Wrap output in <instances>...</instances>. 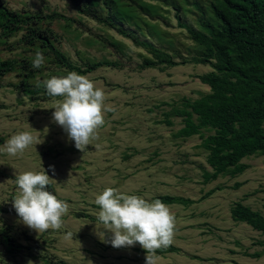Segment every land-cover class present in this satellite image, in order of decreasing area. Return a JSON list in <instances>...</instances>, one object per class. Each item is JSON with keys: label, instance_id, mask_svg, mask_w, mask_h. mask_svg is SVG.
<instances>
[{"label": "rangeland", "instance_id": "374dc122", "mask_svg": "<svg viewBox=\"0 0 264 264\" xmlns=\"http://www.w3.org/2000/svg\"><path fill=\"white\" fill-rule=\"evenodd\" d=\"M123 1L140 15L139 24L132 20L119 24L140 39L169 52L178 62L201 51L176 17L180 23L196 27L199 17L207 16L211 0H142L157 10L154 13L144 11L132 0ZM4 2L19 12L57 11L68 18L39 24L72 63L82 66L106 59L115 65L81 74L105 93L104 124L97 129L98 139L91 140L84 151L53 122L52 108L59 98L49 97L42 85L44 79L72 71L44 60L41 68H34L32 78L25 79L17 72L0 78V148L18 131H29L36 138L22 154L0 152V237L8 232L15 242L32 247L8 254L0 242V264H145L146 251L139 243L115 248L101 242L94 231L100 210L95 196L107 187L149 201L162 195L195 201L166 204L175 216L174 236L170 246L156 253L157 264H264V233L234 221L230 215L232 204L240 201L264 216V158L259 154L245 156L241 159L246 165L242 172L220 173L205 182L202 173L212 168L206 162L208 151L201 147V136L212 130L202 128L200 134L174 136L183 126V116L174 110L184 108L183 99L193 101L209 92L198 75L211 71V67L188 61L171 67L142 68L139 64L150 56L144 48L79 14L70 0ZM97 2L104 12L101 0ZM194 2L202 10H197ZM21 35L18 32L0 38V58L34 59L35 52L16 43ZM34 87L41 88L37 93L25 91ZM30 170L47 171L54 195L69 205L59 230L39 234L22 223L13 207L15 174ZM235 182L242 184L235 187ZM211 189L214 191L209 196L199 200ZM101 228L98 224V230ZM106 235L110 240L112 234ZM244 252H258L259 256Z\"/></svg>", "mask_w": 264, "mask_h": 264}, {"label": "trees", "instance_id": "16d2710c", "mask_svg": "<svg viewBox=\"0 0 264 264\" xmlns=\"http://www.w3.org/2000/svg\"><path fill=\"white\" fill-rule=\"evenodd\" d=\"M70 1L79 14L114 29L130 39L134 45L144 48L150 56L139 64L142 68L171 67L188 61L206 63L211 67V71L198 75L200 81L208 85L209 92L193 101L183 99L184 108L174 110L175 114L183 116V126L174 136L189 137L200 134L202 128L212 130V133L201 136V147L208 151L206 162L212 168L211 172L203 171L205 182L215 179L220 173L234 175L242 172L246 165L241 159L245 156L259 154L264 158V0H211L207 16L199 17L196 27L180 23L176 17L178 24L185 27L190 38L201 50L180 62L175 61L169 52L154 46L152 42L140 39L134 32L119 24L124 20L136 23L140 18L133 11V7L123 0H101L104 12L98 8L97 0ZM132 1L144 11H157L142 0ZM193 5L197 10H202L196 2ZM177 12L178 8L175 7L174 14ZM55 19L69 21L57 11L19 12L8 8L4 0H0V38L6 39L22 32L16 42L20 47L33 51L34 54L37 51L42 52L47 62L78 74H86L102 65H115L114 61L106 59L88 61L82 66L72 63L64 52L54 46L47 31L39 24L41 21ZM32 61V57H23L20 60L0 58V78L8 72H17L25 79L32 78L35 72ZM40 88L34 87L25 91L37 93ZM241 184L235 182L234 186L239 187ZM47 190L53 193L51 184ZM213 191L214 189L209 190L199 200ZM154 199H160L165 204L188 205L195 202L173 195L156 196ZM76 215L93 218L85 213ZM230 215L234 221L244 222L254 230L264 233V216L240 201L232 204ZM23 237L30 240L27 235ZM0 239L8 254L32 248L30 245L15 242L8 232L1 233ZM164 250L159 249L157 252ZM244 253L259 256L258 252Z\"/></svg>", "mask_w": 264, "mask_h": 264}, {"label": "clouds", "instance_id": "9594fccd", "mask_svg": "<svg viewBox=\"0 0 264 264\" xmlns=\"http://www.w3.org/2000/svg\"><path fill=\"white\" fill-rule=\"evenodd\" d=\"M44 60L43 54L37 51L32 67L41 68ZM42 85L49 97L59 98L52 108L53 122L62 126L77 149L84 151L91 140L98 139L97 129L104 124L103 89L87 76L74 71L44 79ZM35 142L31 132L18 131L6 141L0 152L16 156ZM49 183L47 171L30 170L15 174L17 193L13 207L22 223L39 234L50 229L59 230L63 226L62 217L69 211L66 202L47 190ZM94 202L100 209L96 214L98 224L102 225L98 230V224H95L94 231L101 242L110 243L115 248L139 243L146 251L145 264H157V250L171 245L175 229V216L165 203L160 199L149 201L112 187L97 194ZM107 233L112 234L110 240ZM29 264L33 262L29 261Z\"/></svg>", "mask_w": 264, "mask_h": 264}]
</instances>
